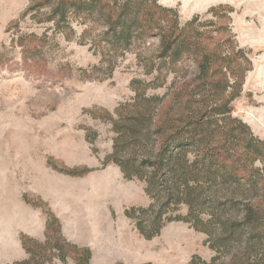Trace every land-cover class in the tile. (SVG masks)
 Returning a JSON list of instances; mask_svg holds the SVG:
<instances>
[{"label":"rangeland","instance_id":"374dc122","mask_svg":"<svg viewBox=\"0 0 264 264\" xmlns=\"http://www.w3.org/2000/svg\"><path fill=\"white\" fill-rule=\"evenodd\" d=\"M29 1L0 0V264L27 258L22 236L44 242L47 213L58 220L66 241L90 250V264L209 260L214 254L206 236L187 223H168L150 241L141 237L124 212L149 205L145 186L123 179L117 166L106 163L115 136L106 114L116 120L119 105L132 101L131 82L152 83L155 88L146 94L162 97L184 79L171 74L155 82L136 50L118 61L110 78L84 79L82 70L99 62L89 42L80 43L84 28L74 23L75 34L66 40L52 24L21 17ZM158 4L175 10L181 26L199 16L200 30L221 28L218 38L228 36V24L233 42L251 62L232 117L264 141V0ZM210 9L217 14L208 15ZM186 72L196 75L194 65L187 64L181 76ZM86 131L95 136L92 144ZM253 167L264 177L263 161ZM85 168L90 172L82 176L65 173ZM178 213L185 215L187 208L181 206Z\"/></svg>","mask_w":264,"mask_h":264},{"label":"trees","instance_id":"16d2710c","mask_svg":"<svg viewBox=\"0 0 264 264\" xmlns=\"http://www.w3.org/2000/svg\"><path fill=\"white\" fill-rule=\"evenodd\" d=\"M207 14L213 17L217 10ZM21 17L52 24L66 40L75 34L74 23L82 26L80 43L89 42L99 57L97 65L82 70L84 79L110 78L118 61L134 50L155 82L171 74L184 79L162 97L146 94L154 84L133 80L132 101L119 105L116 120L106 114L115 134L106 163L117 166L123 179L142 182L150 200L124 215L147 241L171 222L204 234L214 255L193 256L188 264H264V177L253 167L264 162V141L232 117L251 62L233 42L228 24L226 38H218L221 28L215 26L200 30L199 16L181 26L176 11L158 0H30ZM187 64L196 69L193 77L181 76ZM94 137L86 131L89 144ZM181 206L185 215L178 213ZM21 245L27 258L11 264L91 260L88 248L64 239L50 213L44 242L22 236Z\"/></svg>","mask_w":264,"mask_h":264}]
</instances>
